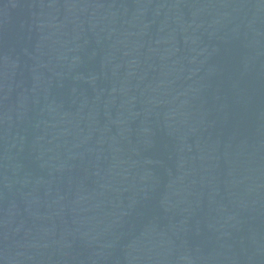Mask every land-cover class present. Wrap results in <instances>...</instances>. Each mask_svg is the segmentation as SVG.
I'll return each instance as SVG.
<instances>
[{
	"label": "water",
	"instance_id": "1",
	"mask_svg": "<svg viewBox=\"0 0 264 264\" xmlns=\"http://www.w3.org/2000/svg\"><path fill=\"white\" fill-rule=\"evenodd\" d=\"M0 264H264V0H0Z\"/></svg>",
	"mask_w": 264,
	"mask_h": 264
}]
</instances>
